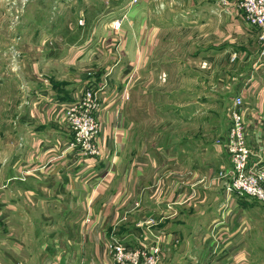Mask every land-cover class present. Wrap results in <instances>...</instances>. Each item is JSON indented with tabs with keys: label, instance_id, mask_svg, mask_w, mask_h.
Wrapping results in <instances>:
<instances>
[{
	"label": "crops",
	"instance_id": "0c3cea01",
	"mask_svg": "<svg viewBox=\"0 0 264 264\" xmlns=\"http://www.w3.org/2000/svg\"><path fill=\"white\" fill-rule=\"evenodd\" d=\"M126 9H129L126 18L117 29L109 34L94 33L85 41L89 46L71 54L68 66L72 74L64 93L61 87L46 81L48 79H38L42 82L38 88L32 83L27 87L31 94L37 92L39 97L26 101L28 109L22 122L27 127L20 133L21 161L10 163L8 175L0 177V264H108L109 236L117 232L120 236L135 237L131 226L149 217L155 219L154 227L165 241L161 264H185L192 258L188 253L193 242H197L201 250L200 259L215 254L224 260L223 264H258L254 227L240 210L242 197L230 193L227 181L217 178L219 170L230 167V160L216 139L229 129L222 133L217 126H211L202 134V141L213 140L221 152L210 154L201 142L196 148L200 154L197 162L188 146L180 148L184 155L181 163L180 156H172L165 149L157 147L158 151L152 153L136 139L133 119L125 105L115 103L116 89L112 88L111 77L110 86L102 94V126L98 139L102 157L84 170L78 166L76 176L67 172L70 165L77 164L68 162L70 132L61 120L62 107L73 101L75 87L89 79L96 85L97 75L112 69L118 61L124 62L120 71L123 84L126 76L146 66L152 48L162 39L160 34L171 32L165 28L169 27L165 26L166 11L151 9H180L185 14L203 15L199 18L206 26L200 35L204 40H212L209 46L239 36L246 28L256 29L257 38L259 34L256 27L245 21L239 9L222 7L217 0H139ZM157 19L159 23H155ZM248 58L250 54L245 57ZM226 60L238 61L245 67L241 57L234 60L230 55ZM33 66L37 69L32 72L38 75V67ZM91 73L94 76L89 77ZM251 75L250 71L240 74L231 82L238 89L236 95L250 98V102L245 103L246 115L251 121L250 142L264 159V75L259 78L261 84L250 78ZM98 82L101 84V79ZM224 94L227 98V92ZM228 98L233 103L234 97L229 94ZM184 136L185 139L193 137L191 131ZM63 154L65 157H61ZM252 160L254 162L255 157ZM177 165L185 166L181 169ZM192 165H208L209 171L193 173ZM33 188L57 201L67 197L79 210L78 219L72 222L74 239L69 244H61L60 255H45L42 250L48 249L47 244L41 245L43 241L38 238L42 246L40 254L31 248L30 252L18 255L17 201L19 196L27 199L35 194ZM137 203L140 205L136 206ZM136 232L141 235L143 230L138 228ZM66 249L72 252L66 254Z\"/></svg>",
	"mask_w": 264,
	"mask_h": 264
},
{
	"label": "rangeland",
	"instance_id": "374dc122",
	"mask_svg": "<svg viewBox=\"0 0 264 264\" xmlns=\"http://www.w3.org/2000/svg\"><path fill=\"white\" fill-rule=\"evenodd\" d=\"M129 5L126 0H0V177L8 175L10 163L21 161L20 133L27 127L22 122L28 109L26 101L39 97L37 92L31 94L27 87L32 83L38 88L42 83L38 79H48L46 81L61 87V93H64V89L69 88L67 79L72 74L68 66L71 54L89 46L85 41L94 33L105 31L109 34L112 29H117L118 19L127 15ZM151 10L166 11L165 26L169 27L165 28L171 32L160 34L162 39L152 48L146 66L126 76L123 84L120 71L124 62L118 61L114 69L97 75L96 85L89 79L75 90L98 88V81L109 73L106 86H110L112 77V88L116 89L113 98L117 97L115 103L125 105L131 114L140 145L152 153L158 151L157 147L165 149L172 156H180V163L184 159L180 148L188 146L197 162L200 154L196 148L201 142L210 154L221 152L213 140L202 141L201 138L211 126H217L222 133L230 128L232 101L228 95L237 96L238 89L231 82L236 81L235 76L250 71V78L261 84L259 78L264 75V60L259 59L257 30L246 28L239 36L209 46L212 40H204L200 35L206 26L199 18L203 15L185 14L180 9ZM155 23H159L158 19ZM247 54L250 58L245 59ZM230 55L234 60L241 57L245 67L238 61L226 60ZM33 65L38 67V75L32 72L37 69ZM90 76L94 75L91 73ZM225 92L227 98H224ZM244 96L245 105L250 98ZM187 131L195 138L185 139ZM13 142L15 146L9 148ZM78 166L86 169L82 165H70L66 170L76 176ZM177 166L182 169L185 165ZM192 166L193 173L209 171L208 165ZM33 191L35 194H30L29 198L19 196L17 201L18 255L30 252L28 249L31 248L40 254L41 245L46 244L48 249L42 250L45 255H60L61 244H69L74 239L72 222L78 219L79 210L67 197L57 201L55 197L38 192L41 190L33 188ZM240 206L254 227L257 263L264 264V202L254 197H242ZM136 223L130 228L136 235L128 237L130 244L137 241L136 237L140 238ZM39 231L41 235H38ZM36 238L43 241L41 245ZM57 243L59 247L55 246ZM196 244H191L188 256L192 258L185 264H201L203 257L200 259L201 250ZM67 249L66 254L72 252ZM214 255L202 259V264L224 263Z\"/></svg>",
	"mask_w": 264,
	"mask_h": 264
},
{
	"label": "built area",
	"instance_id": "2783aa9c",
	"mask_svg": "<svg viewBox=\"0 0 264 264\" xmlns=\"http://www.w3.org/2000/svg\"><path fill=\"white\" fill-rule=\"evenodd\" d=\"M138 1L131 0L130 5ZM217 1L222 7L234 6L239 9L245 21L258 29L259 59L264 60V0ZM125 18L126 15L118 19V27ZM108 75L106 73L101 78L98 88L90 87L76 92L73 101L61 109V120L70 132L67 139V148L71 154L69 164L87 167L102 157L98 139L102 126V94L109 87L106 86ZM125 93L129 98V92L126 90ZM231 120L229 130L216 139V143L222 146L230 160V167L219 170L217 178L227 181L230 193H237L241 197H254L264 202V159L261 152L250 142L251 121L247 118L242 95H237L233 100ZM61 157H65V154ZM155 224L153 217L138 220L136 225L143 232L140 238L136 237L137 241L133 244L129 243V235L112 233L107 239L108 264H161L165 241L162 234L155 229Z\"/></svg>",
	"mask_w": 264,
	"mask_h": 264
}]
</instances>
